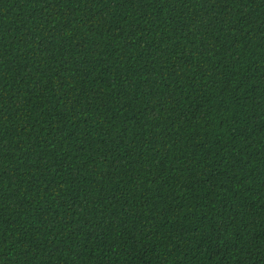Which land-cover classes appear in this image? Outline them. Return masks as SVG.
I'll list each match as a JSON object with an SVG mask.
<instances>
[{
  "label": "trees",
  "instance_id": "trees-1",
  "mask_svg": "<svg viewBox=\"0 0 264 264\" xmlns=\"http://www.w3.org/2000/svg\"><path fill=\"white\" fill-rule=\"evenodd\" d=\"M0 264H264V0H0Z\"/></svg>",
  "mask_w": 264,
  "mask_h": 264
}]
</instances>
